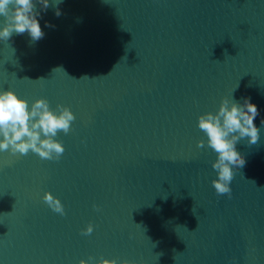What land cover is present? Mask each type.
<instances>
[{
  "label": "water",
  "instance_id": "water-1",
  "mask_svg": "<svg viewBox=\"0 0 264 264\" xmlns=\"http://www.w3.org/2000/svg\"><path fill=\"white\" fill-rule=\"evenodd\" d=\"M0 264H264V0H0Z\"/></svg>",
  "mask_w": 264,
  "mask_h": 264
}]
</instances>
